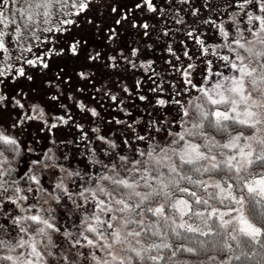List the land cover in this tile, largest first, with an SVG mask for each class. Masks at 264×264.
<instances>
[{
    "label": "snow or ice",
    "instance_id": "6c2138e0",
    "mask_svg": "<svg viewBox=\"0 0 264 264\" xmlns=\"http://www.w3.org/2000/svg\"><path fill=\"white\" fill-rule=\"evenodd\" d=\"M0 250L264 264V0H0Z\"/></svg>",
    "mask_w": 264,
    "mask_h": 264
},
{
    "label": "rangeland",
    "instance_id": "374dc122",
    "mask_svg": "<svg viewBox=\"0 0 264 264\" xmlns=\"http://www.w3.org/2000/svg\"><path fill=\"white\" fill-rule=\"evenodd\" d=\"M106 11V9H102L101 10V14ZM254 11L257 12V14H259V10L258 8L257 9H254ZM227 23V21H226ZM246 24V20H244L242 22V27ZM78 35H82L85 37V39H87L88 41V44L87 46L89 47V49H91L92 47H97L103 40V37L94 29H91L89 27H85L84 31L82 33H79ZM208 35H211V30H209V33ZM124 38L125 39H131V36L130 34L128 33H125L124 34ZM65 39H67V36H65ZM210 42H215V41H210ZM174 46H175V42H174ZM155 52V55L152 56L151 58L155 59L157 61V64H156V68H157V71L160 70L161 66L163 65L164 61L161 57H165L167 55H169L168 53H166L165 51H161V50H152ZM59 63V61H57ZM63 66V65H61ZM57 69L55 67L52 68V72H55ZM68 71H71V67H69L67 69ZM28 71H33L32 69H28ZM223 71H225V73H227L228 69H223ZM37 74V86H39L40 84V73H36ZM48 75H51V73H47ZM141 75H145V76H148L150 75L149 73H143V72H138L136 78L137 79H140ZM153 80H155L156 78L155 77H152ZM130 82V81H129ZM158 82V81H157ZM165 82L167 84L168 80H167V77H165ZM9 84H13L12 81H9L8 82ZM31 83V82H29ZM14 86V85H13ZM46 86V85H45ZM161 95H165L167 96L168 93L167 92H164V93H161ZM172 130L173 131H179L180 130V126L179 124H173L172 125ZM35 131V130H33ZM67 131V130H66ZM63 135V134H62ZM68 139H71V137L69 136ZM133 143H136V141H133ZM63 147V146H61ZM32 158V156L30 155H24L22 153L21 155V162H20V165H19V171L21 173H23V171H26V165L30 163V159ZM88 162V157L87 155L84 153V151L81 150L78 151L74 157H71L69 158V161L67 162L68 163V166L71 167V168H80V169H83L84 168V163H87ZM88 171L89 173H93V172H98L99 171V166L97 165L95 168H93L91 165H89L88 169L86 170ZM2 251V250H0Z\"/></svg>",
    "mask_w": 264,
    "mask_h": 264
},
{
    "label": "trees",
    "instance_id": "16d2710c",
    "mask_svg": "<svg viewBox=\"0 0 264 264\" xmlns=\"http://www.w3.org/2000/svg\"><path fill=\"white\" fill-rule=\"evenodd\" d=\"M129 39V38H128ZM147 242V241H146ZM177 242H179V241H177Z\"/></svg>",
    "mask_w": 264,
    "mask_h": 264
}]
</instances>
